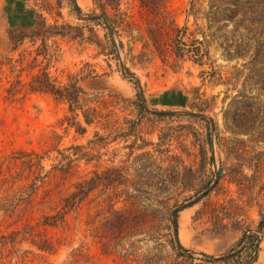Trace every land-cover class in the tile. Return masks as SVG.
<instances>
[{
    "label": "rangeland",
    "instance_id": "374dc122",
    "mask_svg": "<svg viewBox=\"0 0 264 264\" xmlns=\"http://www.w3.org/2000/svg\"><path fill=\"white\" fill-rule=\"evenodd\" d=\"M139 1L0 0V264H264V135L235 136L224 120L238 93L260 98L246 88L247 61L227 59L221 38L210 37L209 0H193L192 10V0H151L153 9ZM223 24L219 37L233 38L232 23ZM184 28L186 48L198 41L206 53L202 65L159 55ZM42 72L58 85L78 74L110 128L66 130L68 105L28 91ZM16 81L24 86L13 95ZM255 128L264 132V120ZM32 152L40 166L24 164ZM94 172L116 188L100 184L64 224L36 226ZM128 211L161 219L159 235L149 237L158 222L146 218L137 232L111 221ZM26 225L54 240V251L20 236L3 245Z\"/></svg>",
    "mask_w": 264,
    "mask_h": 264
},
{
    "label": "trees",
    "instance_id": "16d2710c",
    "mask_svg": "<svg viewBox=\"0 0 264 264\" xmlns=\"http://www.w3.org/2000/svg\"><path fill=\"white\" fill-rule=\"evenodd\" d=\"M144 7L156 8L157 1H139ZM209 13L211 15L209 20V30H212L210 37L218 41L221 38L219 46L223 50L224 56L229 60H242L247 61L242 65L243 69L249 70L247 76V86L254 87L258 92L259 97H264V31L261 29L262 22L264 21V0H209ZM196 1H191V10ZM193 12V11H192ZM192 15H197L193 13ZM231 22L233 29V38L221 35L220 32L225 29L223 22ZM243 31L244 34H240ZM34 36L38 37L36 33ZM51 35L48 33L44 39L49 38ZM186 36V28L183 30L177 29V35L172 41V45L165 46V48L159 51V55L164 59H172L174 62L184 59L185 57L190 58L193 63L202 65L203 59L206 57L205 51L202 52L200 42L194 41L192 46L199 44L198 47L186 48L187 45L183 41V37ZM233 43V49L232 48ZM159 44V43H158ZM41 53H37V56ZM243 73L242 70H237L228 80L226 84L232 86L237 81L239 76ZM78 74L67 75V83L58 85L55 80H52L47 73L42 72L39 75L32 77L31 81L27 83L28 91L31 93H46L51 95L56 101L66 103L68 105V112L71 114L70 117H65L61 122L63 125L67 124L66 130L74 128L78 135H83L86 132V128L82 126H96L104 130L110 128V123L107 118L110 114H103V110L99 106H89L95 100H89L86 98L85 92L78 87ZM21 85V81H16L15 85L7 90L13 95L17 92L16 88ZM24 86V85H21ZM260 98L249 97L243 93H238L230 103L227 105L224 111V120L226 122L225 128L228 132L235 136L240 135H251V136H263L264 132H258L255 128L258 123H262L264 120V104H260ZM99 104V103H98ZM138 111L143 112L145 107L142 104L137 105ZM80 112L81 122L78 121ZM96 137V135L94 136ZM102 139H95L88 143L90 150H95L96 147L100 146L99 143ZM138 149H141L138 147ZM28 158L24 164L27 167L40 166L39 156L32 152L31 154H25ZM143 156V155H141ZM33 157V158H30ZM71 162V161H70ZM112 171V170H111ZM108 171V172H111ZM42 177H37L35 181H41ZM117 182V181H116ZM36 183V182H35ZM127 183V182H126ZM102 185L103 189L109 187L116 188L115 181L110 176H102L93 173V176L89 179L76 182L72 186V191L63 195L57 202L53 210H57L54 215H45L42 217L43 221L36 226H43L56 228L59 224L65 223L66 216L71 212H76L83 201H85L90 193ZM118 184V183H117ZM118 186V185H117ZM33 192L34 186H31ZM132 188L135 192L140 193L141 184H132ZM140 216V217H138ZM173 217L175 215L173 214ZM140 218H146L145 223L150 224L158 222L157 225H152L151 229H154L153 233L149 237L159 235L161 231L160 221L156 219L150 221L149 217L145 214H140L139 211H128L126 214L114 212V216L111 221L115 222L122 227H128L137 232L138 220ZM175 231L176 222L173 221ZM21 238L22 241H29L39 252L51 253L54 251L55 244L54 240L47 238L42 235L40 231L36 230L35 226L26 225L22 230H16L11 232L10 238H5L3 243L6 246L9 239L10 244H15L17 237Z\"/></svg>",
    "mask_w": 264,
    "mask_h": 264
},
{
    "label": "water",
    "instance_id": "95a60500",
    "mask_svg": "<svg viewBox=\"0 0 264 264\" xmlns=\"http://www.w3.org/2000/svg\"><path fill=\"white\" fill-rule=\"evenodd\" d=\"M103 21L106 23L105 20H103ZM153 113L156 114V115H171V112H159V111H157V112H153ZM173 231H174V235H175V227H174V225H173Z\"/></svg>",
    "mask_w": 264,
    "mask_h": 264
}]
</instances>
